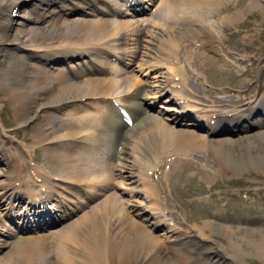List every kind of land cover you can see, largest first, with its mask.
Returning a JSON list of instances; mask_svg holds the SVG:
<instances>
[{
	"label": "bare ground",
	"instance_id": "obj_1",
	"mask_svg": "<svg viewBox=\"0 0 264 264\" xmlns=\"http://www.w3.org/2000/svg\"><path fill=\"white\" fill-rule=\"evenodd\" d=\"M18 1L2 0L5 4L2 23L4 33H9L7 30L14 25L11 12ZM37 1V7H26L28 9L25 10L32 24L23 26L24 22H20L27 36L23 43H33L41 47L45 54H27L5 42L0 48V73L4 79H11L12 84L18 85L17 92L13 90L10 93L19 102L16 117L26 129L32 131L35 138L33 144L48 145L47 149L53 153L49 157L52 168L63 179L35 166L26 177L19 161L12 167L6 163V167H9L0 170V200L5 201L2 211H25V215L36 211L34 216H41L42 211H37L39 205L50 204L54 200L50 198L61 193L59 189L65 186L62 183L69 185V182H73L78 187L85 184L95 189L96 194L116 186L112 184L114 176L109 168L110 160L107 156L103 158L99 155L103 153L117 160L114 164V170L117 171L115 175L120 178L117 184L127 186L128 197H125L127 200H121L114 192L72 222L49 232L51 234L24 236L18 242H8L7 246L1 242V247H8L11 261H2L0 264H204L200 259L205 254H209L217 264H240L243 255L240 244L234 240L231 247L228 245L224 248L211 237L212 233L222 232L228 239L236 238L231 229L215 222L205 220L201 226L188 228L186 232H177L171 225L166 227V223V231L162 236L172 246L160 243L158 235L152 234V228L156 227L155 223L167 218L164 213H160L162 208L157 204L159 192L150 178L155 167L144 166L148 161L153 165L155 158L161 164L163 155L185 157L207 149L226 169L240 171L251 167L264 173V117L259 111L251 126H244L243 131L218 136L198 130L200 126L184 111L192 109L199 112L212 130L222 123V117H227L222 114L228 112L198 107V100L192 99L187 84L192 70L199 74L198 70L206 63L205 57L208 62H214L217 69L226 66L222 47L213 33V24L208 20V14L215 13V8L220 9L226 0H159L153 12L164 7L162 12L166 10L165 15H169L170 11L179 15L181 13L185 20L183 25L168 16L163 22L156 19L155 13H152L148 25L97 13L96 7L104 11L122 8L124 5L121 6L116 0H51L57 4L55 6H48L46 0ZM75 3L80 13L68 17L66 9ZM108 3L114 8H110ZM87 14L89 16H84ZM140 42H145L142 48L139 47ZM105 49H109L111 55H127L126 59L130 57L128 61L132 62V71H124V76L119 77L122 70L108 62L110 56L103 54ZM60 58H66L67 61H61ZM98 58L108 66L101 69L99 76L73 81L66 75L71 70L85 75L82 67L94 66V60ZM256 85L262 92H258L257 95L261 97L253 101L252 105L260 103L264 108V80L257 81ZM118 89L137 91L131 94L138 97L125 98L133 109L139 108L133 111L134 123L127 128L129 130L125 128L123 120L113 119L101 106L92 109V106L97 107L99 100L103 102L104 96L117 94ZM161 95L165 96L159 105L160 108L164 107L160 111L164 116L161 118L148 112L141 117L148 110L142 104L148 105L146 98L152 96L154 99ZM53 109L76 111L74 117L65 124L54 126L44 118L47 117V111ZM218 112L220 115L212 116ZM233 114L234 118L227 122L249 119V115L242 111L237 110ZM183 120L187 123L184 124ZM210 120H213L211 124ZM176 124L181 127L176 129ZM4 133L1 128L0 149L4 146L1 139V136H6ZM64 139H68V145H65L67 141L57 145L58 141ZM142 140L145 145L139 147L138 143ZM147 150L152 152L151 156L147 155ZM201 154L203 157L205 152ZM156 173L157 170L153 176ZM41 187L46 191L42 192ZM36 189L41 192L34 193ZM83 192L86 196L90 194L88 190L83 189ZM17 196L24 198V207L15 203ZM131 200L133 206H130ZM54 201L59 202L56 199ZM122 201L126 209H122ZM2 230H6L5 225ZM206 230H209L210 235L205 234ZM207 239L215 241V244L206 246ZM259 249L264 251L261 246ZM50 251L53 252L49 261ZM257 254L264 259V252L258 251Z\"/></svg>",
	"mask_w": 264,
	"mask_h": 264
},
{
	"label": "rangeland",
	"instance_id": "obj_2",
	"mask_svg": "<svg viewBox=\"0 0 264 264\" xmlns=\"http://www.w3.org/2000/svg\"><path fill=\"white\" fill-rule=\"evenodd\" d=\"M21 1L22 0L18 1L14 10L11 12V16L14 19L13 27L7 30L9 33H4L2 23L5 16V4L0 0V48H3L6 42L13 48H18L27 54L34 52L43 55L45 53L41 47L29 42L23 43L27 36H25L20 22H24L23 26H29L32 22L30 18L25 15V10L28 8L24 6L20 7L22 5ZM256 1L257 0H226L225 3L222 4L223 8L221 7L219 9L216 7L215 13H211V15L210 13L208 14L209 23L213 24V33L222 47L223 59L226 62V66L222 65V69H217L215 63L208 62V58L205 57L206 63L203 68L199 69L200 71L198 70L199 74L192 70L193 73H191L187 83L191 89H189L190 95L192 99L196 98L204 106H209L210 108H235L239 104L247 102L246 100L249 98H253L256 93L255 84L257 81L262 82V80H264V69L262 68L264 66V0ZM77 10L79 9L76 8L75 3L66 9V13L68 17H73L80 13ZM163 10L164 7L155 13V15H157L156 19H161V21L163 20L164 22L168 16V18L174 17L181 25L185 22L181 13L179 15L170 11L169 15H165L167 11L165 10L162 12ZM147 16L148 15L139 18L131 17L128 19L137 20L134 21L135 23L140 24L143 22V25H148L151 18H146ZM144 18H146L145 22L142 21ZM143 38L144 37H141V39ZM142 45L144 46L145 42H140L139 47ZM131 69L133 68L130 64L127 71H132ZM121 73L122 74L119 73V77L124 76L123 71ZM127 73L125 74L126 76L128 75ZM70 77L73 81H81L84 79L83 75H74ZM11 82V79L9 81L8 79H4L2 72L0 73V125L9 135V138L7 136H1V139L2 142L5 143L4 140L7 138L8 142L11 143V137L18 143L17 145L11 144L9 147L12 165L8 158L4 159V156L1 155L4 159L5 167L6 163L12 167L13 165L15 166V164L17 165V161H19L24 172L26 171L28 174L31 168L35 169V167L36 169H44L47 167L45 170L48 171L47 169L50 166L51 170H53V164L49 161V157L53 155V153L47 149L48 145L34 144L32 147L35 141L32 131L26 129L16 117L15 113L19 106V102L14 100V95L10 93L13 90L17 92L19 87ZM133 90L134 89H118L119 92L116 96H125ZM136 96L138 97V95ZM220 110L225 109L222 108ZM74 111L76 110H73L71 114L67 115L72 117ZM47 113V117L44 116V118H46L47 121H51L54 126L65 124L66 121H69L68 119L64 120L66 117L63 115L62 111L60 113L57 111ZM175 128L178 129L180 127L175 126ZM22 142H24L25 145H22ZM61 144L62 143L58 141L57 145ZM68 144L69 142L67 141L65 145ZM144 145L143 140L139 141V147H143ZM23 150L27 154H21ZM206 150L207 149H204L203 152H199V154L198 152H194L189 154L191 156L185 157L163 155L162 157L164 158H161L163 159L161 164H159L157 158H155V160L152 158L154 160L153 165L149 161L144 164L145 167H151L152 169L155 167L153 171H151L153 173L157 170L154 178H150L155 182V185H157L159 192L157 198V201H159L157 204H159L162 211H164V214L169 219L168 221L165 218L161 219V222L163 224L169 222L172 224L173 228L183 232H186L188 228H197V226H201L202 222L205 220L208 222H215L228 230L231 229V233L236 238L228 239L222 232L212 233L211 237L216 239L224 248H227L228 245L231 247L234 240L235 243L240 244L243 249L241 252L243 255L245 254L244 257L242 255L240 264H264V259L257 254L258 251L264 252L259 249L260 246L264 249V173H262V170L259 171L251 167L240 169V171L239 169L237 171V169L229 168L228 170L223 167V164H220L219 159L215 158L216 156H213L212 152L209 153L208 150ZM138 151L140 152L139 148ZM204 152L205 154L201 157V153ZM147 153V155L151 156L152 152L147 150ZM99 155L103 158L107 156L108 160H110L111 164H109V168L114 176L112 184L114 183L116 186L109 187L102 193L100 192L97 194L94 199L90 200L88 204L82 207L74 218L67 223L72 222V220L78 218L83 212L88 211L90 207L101 202L105 196L114 192L120 196L121 200H127L125 199V197H128V193H126L127 186H119L117 184L120 180V178L115 175L117 171L115 172L114 170V164L116 165L117 160H112L114 157L110 158V155H106L105 153ZM194 155L196 158H194ZM21 156H23V160L18 159V157L22 159ZM144 161H146V159ZM194 161H196V163ZM206 163L209 164V167ZM28 164H31V166ZM217 164H219V166H217ZM126 169L124 170L126 171ZM55 173L56 171H51V174ZM165 174H167V176ZM130 202V206H133V201L131 200ZM122 205L125 206L124 202L121 204L122 209H124L126 206L123 207ZM147 211L150 212V208H148ZM161 231L162 230H158L157 228H152V234L158 235L161 244L172 246L171 244L169 245L167 239L163 238ZM249 231H251V233ZM47 234L37 236H44ZM205 234L210 235L209 230H206ZM23 239L22 236L19 239L15 238L13 240L9 239L10 241H4L18 242ZM211 243L215 244V241L210 242L208 240L206 246ZM1 248L0 262H10L11 254L8 251V247ZM52 252H48L49 261ZM209 258H211L210 255L205 254L201 256L200 262H204V264H217L213 258V261L209 260Z\"/></svg>",
	"mask_w": 264,
	"mask_h": 264
}]
</instances>
